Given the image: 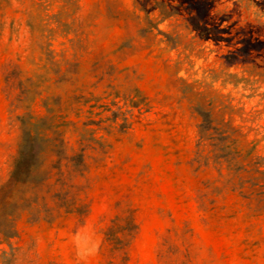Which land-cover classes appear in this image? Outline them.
Returning a JSON list of instances; mask_svg holds the SVG:
<instances>
[{"label": "rangeland", "instance_id": "1", "mask_svg": "<svg viewBox=\"0 0 264 264\" xmlns=\"http://www.w3.org/2000/svg\"><path fill=\"white\" fill-rule=\"evenodd\" d=\"M27 78L34 115L46 100L62 124L82 103L96 129L75 181L88 208L23 212L0 264H264V209L232 192L200 209L204 175L191 164L195 104L227 99L264 126V0H0V185L25 112L11 102ZM128 211L137 230L114 249L105 229Z\"/></svg>", "mask_w": 264, "mask_h": 264}, {"label": "trees", "instance_id": "2", "mask_svg": "<svg viewBox=\"0 0 264 264\" xmlns=\"http://www.w3.org/2000/svg\"><path fill=\"white\" fill-rule=\"evenodd\" d=\"M194 21L192 18L195 29L213 36L209 35L208 26ZM47 55L49 63L56 61L53 51ZM13 79V73L7 74L11 89ZM18 84L20 92L12 99V111L24 109L25 112L15 116L20 140L9 178L0 185V244L18 235L16 221L25 211L38 216L51 214L55 208L81 215L87 212V204L79 197L81 187L75 181L88 171L87 152L96 148L97 140L96 129L81 120L82 103L75 115L78 120L69 119L60 124L46 100L44 115L32 113L31 105L38 95H30L35 85L31 78ZM131 102L139 106L137 101ZM193 108L199 123L191 164L204 175L197 195L199 208L206 211L217 197L232 192L264 209V156L258 153V146L264 141V126L247 125L244 112L227 99L219 104L213 100L205 105L197 103ZM123 120L124 130L128 123L127 118ZM70 136H76L74 143ZM51 201L55 207L50 206ZM136 230L133 211H128L125 216H116L107 226L105 240L114 249H124Z\"/></svg>", "mask_w": 264, "mask_h": 264}]
</instances>
